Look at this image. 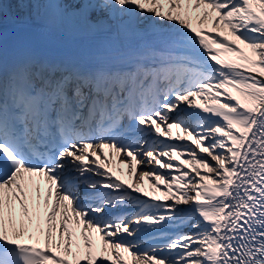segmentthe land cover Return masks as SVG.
I'll return each instance as SVG.
<instances>
[{
	"label": "snow or ice",
	"instance_id": "6c2138e0",
	"mask_svg": "<svg viewBox=\"0 0 264 264\" xmlns=\"http://www.w3.org/2000/svg\"><path fill=\"white\" fill-rule=\"evenodd\" d=\"M0 264H264V0H0Z\"/></svg>",
	"mask_w": 264,
	"mask_h": 264
},
{
	"label": "bare ground",
	"instance_id": "6f19581e",
	"mask_svg": "<svg viewBox=\"0 0 264 264\" xmlns=\"http://www.w3.org/2000/svg\"><path fill=\"white\" fill-rule=\"evenodd\" d=\"M15 10H16V9H15V4H14V3L10 4V5H9V11L11 12V11H15ZM57 36H59V37H63V38H72V39H79V40H82L80 37H76V36H73V35L68 34V33H62V34H59V35H57ZM124 176H125V178H127L126 169H125ZM146 184H147V182H146ZM183 230H184V231H187L188 229L185 228V229H183ZM145 239H147V238H145Z\"/></svg>",
	"mask_w": 264,
	"mask_h": 264
}]
</instances>
